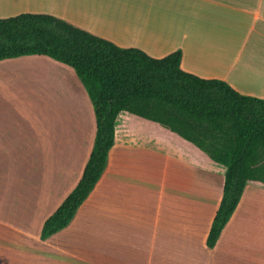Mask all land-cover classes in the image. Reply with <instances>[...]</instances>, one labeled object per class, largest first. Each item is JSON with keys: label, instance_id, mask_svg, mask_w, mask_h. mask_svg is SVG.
<instances>
[{"label": "crops", "instance_id": "0c3cea01", "mask_svg": "<svg viewBox=\"0 0 264 264\" xmlns=\"http://www.w3.org/2000/svg\"><path fill=\"white\" fill-rule=\"evenodd\" d=\"M22 14L51 15L154 59L180 49L183 71L264 99V0H0V19ZM80 83L46 56L0 61V264H264V185L248 183L209 248L226 172L201 176L194 167L210 165L206 154L127 112L94 190L66 228L43 240L94 146L93 111L84 147L74 145L65 162L69 120L58 114L80 107ZM162 144L189 160L170 179L162 178Z\"/></svg>", "mask_w": 264, "mask_h": 264}, {"label": "trees", "instance_id": "16d2710c", "mask_svg": "<svg viewBox=\"0 0 264 264\" xmlns=\"http://www.w3.org/2000/svg\"><path fill=\"white\" fill-rule=\"evenodd\" d=\"M23 56H46L72 68L96 120L94 146L81 181L45 222L43 240L70 224L101 179L122 112L160 125L226 167L209 248L217 244L248 183L264 185V99L242 95L225 81L183 71L182 50L154 59L51 15L0 19V61Z\"/></svg>", "mask_w": 264, "mask_h": 264}, {"label": "rangeland", "instance_id": "374dc122", "mask_svg": "<svg viewBox=\"0 0 264 264\" xmlns=\"http://www.w3.org/2000/svg\"><path fill=\"white\" fill-rule=\"evenodd\" d=\"M261 65L264 68V60H262ZM80 97V107L77 106H68L66 104L65 109L63 110V114L59 113L58 117L61 118L62 116H65L68 118V127L66 128V134H65V149L66 156L64 157L65 162L67 163L69 159H73L72 156H67V154H70L71 150L73 149V146L75 145L76 148H80V146L84 147L83 139H85V135L89 133V126H90V114H93V109L91 106V103L89 101V98L83 88V86L80 83V92L77 93L76 91V97ZM89 105V106H88ZM123 116L122 118L124 119ZM125 120V119H124ZM72 124V125H71ZM161 157L163 159L162 165H161V173L162 178L164 179H170L169 171L172 170V178L175 176V172H177L175 169L178 168L179 161H182L184 163H188L189 160L184 159L183 157L179 156L175 150L172 149V155H170V150L164 146L161 145ZM169 158H172L170 160ZM210 165L207 167L204 166H196L194 167V171L199 173L201 176H210L214 178L215 180H220L224 177V174L226 172V168L223 166H219L214 164L210 159ZM172 165V167H171ZM183 167H186L185 164H182ZM181 179V178H180ZM197 180H204L205 178H194ZM165 192L168 195V188L162 187V194Z\"/></svg>", "mask_w": 264, "mask_h": 264}]
</instances>
